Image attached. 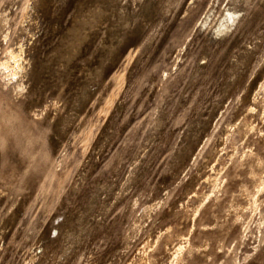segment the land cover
Returning a JSON list of instances; mask_svg holds the SVG:
<instances>
[{"label": "rangeland", "instance_id": "1", "mask_svg": "<svg viewBox=\"0 0 264 264\" xmlns=\"http://www.w3.org/2000/svg\"><path fill=\"white\" fill-rule=\"evenodd\" d=\"M0 264H264V0H0Z\"/></svg>", "mask_w": 264, "mask_h": 264}, {"label": "bare ground", "instance_id": "2", "mask_svg": "<svg viewBox=\"0 0 264 264\" xmlns=\"http://www.w3.org/2000/svg\"><path fill=\"white\" fill-rule=\"evenodd\" d=\"M240 14V13H239ZM239 14H238V11L236 10H231L229 9L227 11V14L225 16H223V20L222 22L220 23L219 27H218V33L219 34H224L225 32L227 31H230V29L235 25L236 22H238V25H239V21H240V17H239ZM2 19V18H1ZM5 19V18H4ZM2 21V20H1ZM5 22V21H4ZM20 54H22L20 52ZM8 59L3 61L1 63V66H4L6 68H8L10 66L9 62H12V61H9L10 60H13V62L15 61L16 62V67H20V63H18V60L22 57H20L21 55H19V53L14 50V49H10L8 51ZM20 57V58H19ZM22 67V66H21ZM16 68H13L11 71L10 74H13V75H16L18 73V71L15 70ZM254 109V108H253ZM255 125V124H254ZM216 180L218 178H215ZM263 186V185H262ZM263 188V187H262ZM262 190V189H261ZM256 203V202H255ZM254 203L253 207L255 208L256 207V204ZM198 208V207H197ZM182 247H180L179 249H181Z\"/></svg>", "mask_w": 264, "mask_h": 264}]
</instances>
